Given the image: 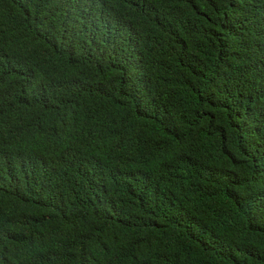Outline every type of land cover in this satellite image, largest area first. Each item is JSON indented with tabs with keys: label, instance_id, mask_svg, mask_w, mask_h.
Returning a JSON list of instances; mask_svg holds the SVG:
<instances>
[{
	"label": "trees",
	"instance_id": "obj_1",
	"mask_svg": "<svg viewBox=\"0 0 264 264\" xmlns=\"http://www.w3.org/2000/svg\"><path fill=\"white\" fill-rule=\"evenodd\" d=\"M0 264H264V0H0Z\"/></svg>",
	"mask_w": 264,
	"mask_h": 264
}]
</instances>
